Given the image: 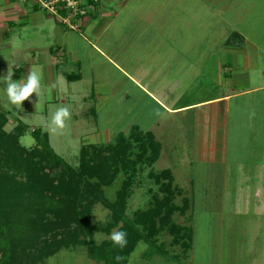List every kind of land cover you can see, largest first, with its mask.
<instances>
[{
  "label": "rangeland",
  "instance_id": "1",
  "mask_svg": "<svg viewBox=\"0 0 264 264\" xmlns=\"http://www.w3.org/2000/svg\"><path fill=\"white\" fill-rule=\"evenodd\" d=\"M85 3L87 14L82 17L79 29L69 28L42 9L29 22V27L13 28L16 33L14 61L26 75L19 79L11 75V80L26 83L29 73L35 71L40 76L41 87L18 108L8 101L6 76L0 71V114H7L4 125L7 132L20 121L28 125V131L19 138L20 144L27 148L36 145L31 129L41 127L49 133L55 151L78 166L84 145L117 142L120 131L126 129L125 126L122 129V121L128 124L130 120L127 116L122 118L123 111L151 104L144 93L129 86L114 62L102 57L92 46V33L102 28L107 19L113 20L112 26L102 32L96 44L114 61H121L128 71L143 76L150 89L157 83H165L162 93L168 103L201 101L230 93L232 88L240 90L264 83V0H91ZM43 26H46L44 32ZM234 31L243 36V43L227 42L233 39ZM158 44L160 50L156 54L152 50ZM0 47L4 48V43ZM52 47L53 54L49 53ZM59 47L67 50L66 56L61 55ZM22 48L27 49L25 53H18ZM56 51L63 62L58 64V69L54 62ZM17 54L23 57L19 59ZM26 62L29 67L25 69ZM47 62L54 69L52 81L44 73ZM228 69L233 73L232 78H226ZM64 71H80L84 74L83 80L68 81L62 74ZM101 90L109 95L108 105L96 117L91 108L94 92L96 95ZM82 95L86 100L80 98ZM214 102H205L204 107L175 116L178 120H188L190 139L184 138L186 130L177 132L175 135H179L180 141L166 139L163 150L161 147L162 155L153 164L138 162L135 169L127 172L119 167L111 183L103 186L105 197L113 202L123 186L128 181L131 183L125 208V214L131 218L135 217L136 210H147L155 199L164 196L162 181L151 176L162 170L169 171L173 188L177 186L180 190L174 196V204L181 206L184 197L192 200L185 215L179 210L173 214L179 224L193 226L194 237L188 252L175 244L169 230L164 229L156 243L163 245L167 256L156 253L144 258L149 244L141 240L127 264H264L261 150L264 92L239 96L221 104ZM120 105L123 108L119 109ZM220 105L223 110L226 106L231 109L229 112L218 110ZM61 107L69 109L71 118L66 120L63 130L52 131V117ZM193 114L204 122L193 120ZM220 117L223 118L221 138L219 126L217 135L214 134V121ZM98 129H107L108 137L105 135L100 140L95 134ZM133 132L132 129L130 133ZM176 142L179 145L171 147ZM187 144H192L193 152L185 148ZM137 151L132 150V160L136 159ZM89 208L91 223L100 228L94 236L96 243L111 240V234L119 230L123 221L115 224L109 233L105 232L112 209L101 200ZM43 264L105 262L90 259L87 246L80 245L62 248Z\"/></svg>",
  "mask_w": 264,
  "mask_h": 264
},
{
  "label": "trees",
  "instance_id": "2",
  "mask_svg": "<svg viewBox=\"0 0 264 264\" xmlns=\"http://www.w3.org/2000/svg\"><path fill=\"white\" fill-rule=\"evenodd\" d=\"M233 39L243 43V36L234 31ZM68 79L79 77L67 73ZM8 117L0 114V264H43L62 248L85 245L89 258L105 264H127L132 252L141 240L149 244L143 257L160 253L167 256L157 237L168 229L175 244L188 252L192 246V224H179L174 212L183 215L190 209L192 200L183 198V204H174V196L180 192L172 185L169 171L151 174L164 185V196L154 200V207L136 210L135 217L125 214L131 189L128 181L115 201L104 195L103 186L110 184L119 167L126 172L135 169L138 162L153 164L160 156L161 143L152 132L134 131L131 136L120 134L115 144L84 145L80 162L74 166L58 154L50 142L49 133L41 127L31 129L36 145L27 148L19 138L28 131V125L18 122L10 132L4 129ZM137 151L132 160V150ZM101 200L112 209L105 232L119 221L118 231L127 234L123 249L112 240L97 244L94 236L99 227L91 223L89 206ZM190 222V220H189ZM119 256L121 259L117 260Z\"/></svg>",
  "mask_w": 264,
  "mask_h": 264
},
{
  "label": "crops",
  "instance_id": "3",
  "mask_svg": "<svg viewBox=\"0 0 264 264\" xmlns=\"http://www.w3.org/2000/svg\"><path fill=\"white\" fill-rule=\"evenodd\" d=\"M40 8L35 5L32 2H26V3H18L15 0H0V45L4 43V48L0 47V55H1V62H0V71H3V76H7L8 72L12 73L13 77H16L17 79L21 78L22 75H26L25 72L23 74V69L21 66L18 65L17 62L14 61L15 59V36L16 33L13 31V28L21 25V28H27L30 25V21L33 20V18L37 17L40 13ZM38 14V15H37ZM32 15V16H31ZM34 22V21H33ZM113 20L107 19L103 22L102 28L96 30L95 33H92V38L94 42H92V46L95 47V50L102 56L108 59L109 62H114V64L117 65L121 73L126 78V81L128 82L129 86L131 88H135L136 90L141 91L144 93L148 99H150L151 104L148 105H142L137 110L136 107L129 108L127 111H123L122 118L124 116L128 117L130 120L128 124L125 122V120L122 121V129L125 126V131H120V134L131 135L132 129L134 131H141L143 133L145 132H152L155 136V139L161 143L162 150L165 147V141L166 139H170L171 141L179 139L178 136L176 137L177 132H181L182 130H186L188 133L184 134V138L190 139L187 135L190 134L189 127H188V120L183 118L181 120L175 119L176 115L182 114L187 111H194L200 107H204L205 105H202L203 103L215 101V104H221L223 102H228L229 100H233L236 97L243 96V95H250L258 92H264V83L259 85H253L248 88L236 90L235 88H232V91L230 93L220 94L218 96L209 97L207 99L201 100V101H194L186 104H174V103H168V101H165L166 95H163L162 92H164V85L158 84L153 88L150 89L149 86L146 84L147 81H145V78L143 76H139L137 73H131L126 69V67L122 64L121 61L116 62L108 55L104 49L96 44L101 38L102 32L112 26ZM35 25L38 26L36 22H34ZM28 24V25H27ZM46 26L42 27V32L45 31ZM47 33V32H46ZM4 37H6L4 41ZM24 44H26L24 41H22ZM89 42H91L89 40ZM54 47V46H53ZM53 47L49 49V53L54 52ZM160 44L156 45L155 49L152 50L156 54L159 52ZM27 49L22 48L18 53H25ZM58 51H61L64 56L67 52L66 49H62V47H59ZM53 54V53H52ZM56 54H59L57 51L54 53V62L56 63L55 69H58V64L63 63L62 60L60 61V55L56 56ZM17 57L21 59L23 56L21 54H17ZM17 58V59H18ZM35 58V56H33ZM45 67V74L48 78V81H52L53 76V66L50 65V63H46ZM29 67L27 62L25 63V69ZM67 73H78L79 77L72 78L71 80L68 79V81H82L83 80V73L78 71H64L62 72L63 75L66 76ZM58 75V73H56ZM220 76V75H219ZM233 73L230 69H228V72L226 74V78H232ZM67 77V76H66ZM172 79H174V76L172 75ZM158 80V79H157ZM100 83H98L99 85ZM103 84V83H102ZM126 84V83H125ZM101 85V84H100ZM161 93V95H159ZM92 97V96H90ZM82 99H85L84 95L80 97ZM124 98L125 93H124ZM108 99L109 95L106 92L98 91L95 95L94 92V104L91 108L92 113L96 115V117L102 113V111L107 107L108 105ZM174 102V101H173ZM213 104V103H210ZM252 104V103H251ZM254 105V104H253ZM123 108V106H119V109ZM229 112L231 107L226 106L223 110V107L220 105V108L218 110ZM118 110V108H117ZM120 114V113H119ZM218 113L215 114V117ZM177 117V116H176ZM119 117V121H120ZM192 119L198 122L199 120L203 121L201 117H196L195 114H193ZM198 119V120H197ZM204 122V121H203ZM223 122V118H219L214 121V134L217 135V128L219 126V133L218 136L221 138V124ZM186 123V125H185ZM238 124L240 121L237 122ZM119 124V123H118ZM217 125V126H216ZM186 126V127H184ZM262 126L264 130V120H262ZM144 127V128H143ZM135 128V129H134ZM128 130V131H127ZM107 129H98L96 131V136L98 135V138L102 140L103 136L109 135V131L107 132ZM198 129L195 127V133H197ZM126 132V133H125ZM131 132V133H130ZM93 133V132H92ZM127 136V137H128ZM262 143H261V150H262V156L264 158V132L262 133ZM189 142V141H188ZM172 145V143H171ZM179 144L177 142L175 143V147L172 145L171 147L176 148ZM260 146V145H259ZM185 148L192 149V144L185 145ZM194 151V150H193ZM192 151V152H193ZM162 153V152H161ZM160 153V155H162ZM206 157V156H205ZM263 168H264V160H263Z\"/></svg>",
  "mask_w": 264,
  "mask_h": 264
},
{
  "label": "clouds",
  "instance_id": "4",
  "mask_svg": "<svg viewBox=\"0 0 264 264\" xmlns=\"http://www.w3.org/2000/svg\"><path fill=\"white\" fill-rule=\"evenodd\" d=\"M69 7H76L74 0H68ZM12 73L8 72L6 76L7 88L6 94L10 104L21 107L22 102L26 100L32 93H38L40 90V76L35 72L31 71L27 76L26 83H18L11 80ZM71 118V112L67 107H61L57 109L52 117V131L63 130L66 127V120ZM127 234L123 231H115L111 234V240L114 245L119 246L121 249L127 245ZM117 260L121 257L117 256Z\"/></svg>",
  "mask_w": 264,
  "mask_h": 264
},
{
  "label": "built area",
  "instance_id": "5",
  "mask_svg": "<svg viewBox=\"0 0 264 264\" xmlns=\"http://www.w3.org/2000/svg\"><path fill=\"white\" fill-rule=\"evenodd\" d=\"M18 3L32 2L40 9L51 12L71 29H79L82 17L87 14L86 3L91 0H74L76 7H69L68 0H15Z\"/></svg>",
  "mask_w": 264,
  "mask_h": 264
}]
</instances>
